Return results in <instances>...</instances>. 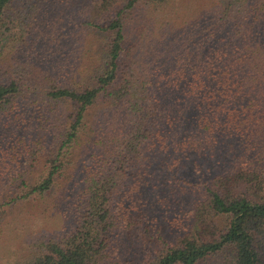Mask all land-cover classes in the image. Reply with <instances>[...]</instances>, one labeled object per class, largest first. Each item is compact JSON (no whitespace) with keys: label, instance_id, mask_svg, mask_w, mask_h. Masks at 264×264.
Returning <instances> with one entry per match:
<instances>
[{"label":"trees","instance_id":"16d2710c","mask_svg":"<svg viewBox=\"0 0 264 264\" xmlns=\"http://www.w3.org/2000/svg\"><path fill=\"white\" fill-rule=\"evenodd\" d=\"M68 168L8 264H264V0H0V203Z\"/></svg>","mask_w":264,"mask_h":264},{"label":"rangeland","instance_id":"374dc122","mask_svg":"<svg viewBox=\"0 0 264 264\" xmlns=\"http://www.w3.org/2000/svg\"><path fill=\"white\" fill-rule=\"evenodd\" d=\"M86 35L84 53L80 58V72H78L82 77L95 62V55H92L93 46L95 48L92 41L95 39L90 34ZM98 35L100 39H108V35L103 32ZM69 81L71 85H78L77 82H85L86 78H70ZM70 169L72 168L67 169V174L63 173L58 177L50 193L17 199L12 203L3 201L0 203V264H8L27 256L36 239L40 236L54 235L61 226L57 197L63 184L69 180L67 175ZM2 200H5V197Z\"/></svg>","mask_w":264,"mask_h":264}]
</instances>
